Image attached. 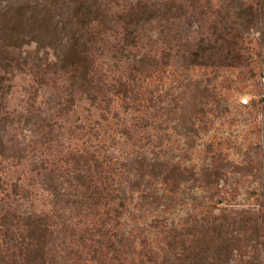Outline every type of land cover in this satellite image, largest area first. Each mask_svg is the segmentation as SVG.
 I'll return each mask as SVG.
<instances>
[{
  "label": "rangeland",
  "instance_id": "obj_1",
  "mask_svg": "<svg viewBox=\"0 0 264 264\" xmlns=\"http://www.w3.org/2000/svg\"><path fill=\"white\" fill-rule=\"evenodd\" d=\"M75 1L0 0V264L29 222L45 264H264V0H96L73 69ZM140 2L164 14L127 45Z\"/></svg>",
  "mask_w": 264,
  "mask_h": 264
},
{
  "label": "trees",
  "instance_id": "obj_2",
  "mask_svg": "<svg viewBox=\"0 0 264 264\" xmlns=\"http://www.w3.org/2000/svg\"><path fill=\"white\" fill-rule=\"evenodd\" d=\"M78 2V5H76L75 10L73 12H70L69 18L72 17L71 14H73V17L75 18L76 27L73 26H66L62 27L61 30L55 28L52 32V35L49 34L50 38L53 40V44H50L52 47L57 46V43H61L63 46V49L57 52L58 59L61 62V65L65 68L67 65H70L73 69L80 68L83 66L84 68L87 67V63H89L87 55L82 52L83 48H81V36L84 38L83 34L90 35V24L93 20H96L101 17V14L99 11L93 7V4L96 3V0H76ZM75 1V2H76ZM19 23H24V20H30L32 17L27 15V13L30 11L28 10L27 6L19 7ZM245 11L242 13L245 15V20L249 23L253 18H256V13L252 8V5H248L247 7L243 8ZM164 13L158 9L154 8L153 6H150L146 3H138L136 6L131 7L129 10L121 13L118 16V21H120L121 25L124 28L125 31V42L127 45H134L137 41L139 30L144 26L145 23L150 22L151 20H154L158 18L159 16L163 15ZM244 18V16H243ZM46 22V18H43ZM34 21V19H33ZM18 23V22H17ZM31 33H35L34 37L40 36V27L34 25V22L31 24ZM15 24H11L9 27V30L11 28H14ZM1 31H3L1 29ZM79 31H81L79 33ZM4 32V31H3ZM47 34V33H46ZM48 35V34H47ZM86 38V37H85ZM262 38L264 39V23L262 28ZM64 40V42H63ZM85 40H90L86 38ZM55 41L57 42L55 44ZM66 41V42H65ZM204 49H202L200 52H196L195 56L200 57L204 53L202 52ZM82 52V53H81ZM83 54V56H82ZM85 57V59H84ZM144 61V60H143ZM87 64V65H86ZM127 89L124 90V93H127ZM175 172L176 170H172L171 172ZM171 172H168L171 174ZM176 173V172H175ZM178 173V172H177ZM220 173V171H219ZM179 177L178 175L176 178ZM170 178H173L171 176H166L164 179L169 180ZM178 179V178H177ZM175 180V178H174ZM262 224H264V219L261 221ZM28 242L34 245L26 253L24 258L26 259V262L28 264H45V259L43 256L44 252V243L45 240L44 237V231L41 230L39 227H34L32 222L28 223ZM259 229V226L256 230ZM229 240V239H227Z\"/></svg>",
  "mask_w": 264,
  "mask_h": 264
}]
</instances>
